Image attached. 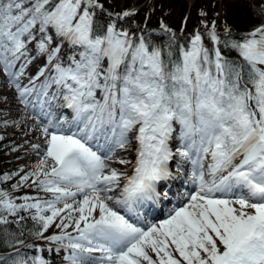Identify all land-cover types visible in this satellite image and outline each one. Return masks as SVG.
<instances>
[{
  "label": "snow or ice",
  "instance_id": "snow-or-ice-1",
  "mask_svg": "<svg viewBox=\"0 0 264 264\" xmlns=\"http://www.w3.org/2000/svg\"><path fill=\"white\" fill-rule=\"evenodd\" d=\"M0 146V264H264V0H0Z\"/></svg>",
  "mask_w": 264,
  "mask_h": 264
},
{
  "label": "trees",
  "instance_id": "trees-1",
  "mask_svg": "<svg viewBox=\"0 0 264 264\" xmlns=\"http://www.w3.org/2000/svg\"><path fill=\"white\" fill-rule=\"evenodd\" d=\"M193 12H194L193 17H195V9H193ZM192 22L193 21H190L189 23V30H191ZM5 151H6L5 146H0V171L12 170L18 166L14 163V160L9 159L10 155H5Z\"/></svg>",
  "mask_w": 264,
  "mask_h": 264
},
{
  "label": "rangeland",
  "instance_id": "rangeland-1",
  "mask_svg": "<svg viewBox=\"0 0 264 264\" xmlns=\"http://www.w3.org/2000/svg\"><path fill=\"white\" fill-rule=\"evenodd\" d=\"M192 12H193V10H192ZM193 16H194V12H193ZM194 19H195V17H193ZM152 24H153V26L155 25V18L153 19V21H152ZM9 131H11V129H9ZM15 140H16V142L17 143H20L21 142V137H19V136H17V137H15ZM17 155H20V156H23V152H19V153H12V154H10V159H12V160H14L15 158V156H17ZM26 159H28L27 157H25V158H23V159H20V160H14L15 162V164L16 165H23L24 163H25V160ZM117 167H120V165H116Z\"/></svg>",
  "mask_w": 264,
  "mask_h": 264
}]
</instances>
